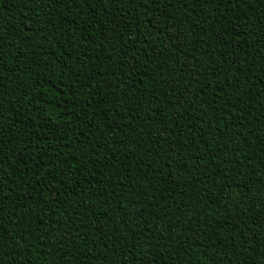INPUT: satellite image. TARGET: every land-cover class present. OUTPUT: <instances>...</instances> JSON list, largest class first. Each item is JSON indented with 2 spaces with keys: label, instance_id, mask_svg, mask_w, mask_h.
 Instances as JSON below:
<instances>
[{
  "label": "trees",
  "instance_id": "1",
  "mask_svg": "<svg viewBox=\"0 0 264 264\" xmlns=\"http://www.w3.org/2000/svg\"><path fill=\"white\" fill-rule=\"evenodd\" d=\"M0 264H264V0H0Z\"/></svg>",
  "mask_w": 264,
  "mask_h": 264
}]
</instances>
